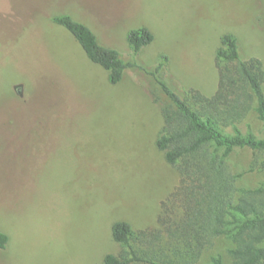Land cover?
<instances>
[{
  "label": "rangeland",
  "instance_id": "obj_1",
  "mask_svg": "<svg viewBox=\"0 0 264 264\" xmlns=\"http://www.w3.org/2000/svg\"><path fill=\"white\" fill-rule=\"evenodd\" d=\"M61 13L136 63L121 83L110 84L51 20ZM139 25L154 40L134 56L126 33ZM226 32L237 35L243 58L264 67V0H0V228L11 237L0 264H100L120 250L110 233L116 220L159 227L181 175L156 146L169 99L150 71L167 54L159 75L177 93L213 94ZM248 126L264 137L255 112L240 125ZM227 162L239 174V197L264 184L261 154L239 148ZM234 246L231 237L214 236L194 264L216 255L233 264Z\"/></svg>",
  "mask_w": 264,
  "mask_h": 264
},
{
  "label": "trees",
  "instance_id": "obj_2",
  "mask_svg": "<svg viewBox=\"0 0 264 264\" xmlns=\"http://www.w3.org/2000/svg\"><path fill=\"white\" fill-rule=\"evenodd\" d=\"M51 20L64 27L81 46L87 58L107 71L110 84L117 85L125 70L135 66L122 52L100 42L96 32L70 13ZM154 40L146 25L126 33L127 44L137 56ZM215 60L219 69L216 91L208 95L196 88L177 93L159 75L167 71L169 56L161 54L150 74L169 101L161 106L163 126L156 146L166 161L176 167L181 182L163 201L156 229L137 230L127 220H116L110 228L118 253L107 252L100 264H194L212 238L227 235L235 246L229 249L233 264H264V184L256 189L236 186L238 173L227 162L236 149L248 148L264 157V137L241 123L255 112L264 122V67L257 57L241 55L236 34L221 36ZM177 203L178 212L170 213ZM10 235L0 228V250H6ZM209 264H223L221 255Z\"/></svg>",
  "mask_w": 264,
  "mask_h": 264
}]
</instances>
